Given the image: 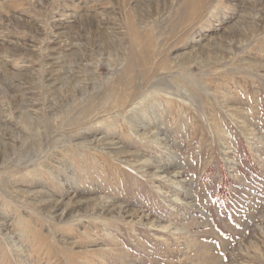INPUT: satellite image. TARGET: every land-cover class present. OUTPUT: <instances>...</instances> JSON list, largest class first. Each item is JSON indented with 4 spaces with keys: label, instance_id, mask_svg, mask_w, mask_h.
Segmentation results:
<instances>
[{
    "label": "rangeland",
    "instance_id": "1",
    "mask_svg": "<svg viewBox=\"0 0 264 264\" xmlns=\"http://www.w3.org/2000/svg\"><path fill=\"white\" fill-rule=\"evenodd\" d=\"M0 264H264V0H0Z\"/></svg>",
    "mask_w": 264,
    "mask_h": 264
},
{
    "label": "bare ground",
    "instance_id": "2",
    "mask_svg": "<svg viewBox=\"0 0 264 264\" xmlns=\"http://www.w3.org/2000/svg\"><path fill=\"white\" fill-rule=\"evenodd\" d=\"M85 207V206H84ZM88 208V207H87ZM84 211V210H83Z\"/></svg>",
    "mask_w": 264,
    "mask_h": 264
}]
</instances>
